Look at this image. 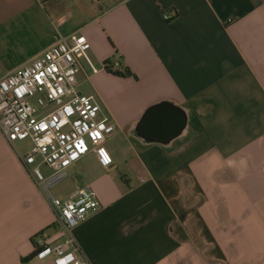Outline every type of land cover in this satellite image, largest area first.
I'll use <instances>...</instances> for the list:
<instances>
[{
    "label": "crops",
    "instance_id": "1",
    "mask_svg": "<svg viewBox=\"0 0 264 264\" xmlns=\"http://www.w3.org/2000/svg\"><path fill=\"white\" fill-rule=\"evenodd\" d=\"M51 9L57 22L35 45L24 35L21 62L0 77L73 32L95 63L116 59L133 74L88 76L116 124L112 166L90 153L67 171L71 195L91 187L101 203L74 230L89 263L264 264V0H58ZM161 101L187 118L170 144L133 128ZM24 156L0 131V264H53L34 240L60 241L57 213Z\"/></svg>",
    "mask_w": 264,
    "mask_h": 264
},
{
    "label": "built area",
    "instance_id": "2",
    "mask_svg": "<svg viewBox=\"0 0 264 264\" xmlns=\"http://www.w3.org/2000/svg\"><path fill=\"white\" fill-rule=\"evenodd\" d=\"M171 17L164 13V19ZM91 44L80 32L59 34L53 44L36 55L26 66L0 78V131L7 141L31 140L32 149L22 157L34 183L44 189L57 213L60 241L49 245L43 232L34 240L39 256H51L53 264H90L74 236V230L101 209L91 187L78 188L70 197H54L49 188L67 177L68 169L93 153L102 167L114 163L107 142L116 124L103 113L92 95L77 92V74L82 57L93 74L121 72L119 60L95 67L88 53ZM54 170L44 178L36 157ZM144 182V179H141Z\"/></svg>",
    "mask_w": 264,
    "mask_h": 264
},
{
    "label": "rangeland",
    "instance_id": "3",
    "mask_svg": "<svg viewBox=\"0 0 264 264\" xmlns=\"http://www.w3.org/2000/svg\"><path fill=\"white\" fill-rule=\"evenodd\" d=\"M57 1L58 0H0V76L6 71L7 67L10 68L21 62L25 51L24 48H22L25 45L24 35L27 34L31 39L30 45H35L36 42L34 37L39 30L44 29L49 31L51 25L57 22L54 12L51 9L52 3L55 4ZM60 8L59 6V10H61ZM66 17L65 21L68 18ZM9 45L12 47L8 53L7 49ZM88 55L95 67L100 69L102 65L95 63L89 53ZM80 61L81 71L77 74L76 90L81 94L93 95L104 113L106 107L95 90L94 81H91L88 77L92 74L91 69L82 57ZM105 72L113 76L123 77L120 73L116 74L118 71ZM15 147L20 153L26 155L32 149L33 144L31 140L28 139L15 142ZM127 165L128 164L123 163L119 167L120 174H125L129 169ZM35 166L40 167L46 179H49L54 174L52 168L42 163V158L40 156L36 157V163L32 168ZM132 182L134 184V180H132ZM72 191V184L67 178L49 188V192L59 199L68 198Z\"/></svg>",
    "mask_w": 264,
    "mask_h": 264
},
{
    "label": "water",
    "instance_id": "4",
    "mask_svg": "<svg viewBox=\"0 0 264 264\" xmlns=\"http://www.w3.org/2000/svg\"><path fill=\"white\" fill-rule=\"evenodd\" d=\"M139 126L148 136H158L163 140L162 143L170 144L186 129L187 118L183 117L180 107L161 101L134 125V130H137Z\"/></svg>",
    "mask_w": 264,
    "mask_h": 264
},
{
    "label": "flooded vegetation",
    "instance_id": "5",
    "mask_svg": "<svg viewBox=\"0 0 264 264\" xmlns=\"http://www.w3.org/2000/svg\"><path fill=\"white\" fill-rule=\"evenodd\" d=\"M137 131H138L139 136H141L142 138H144L146 140H149L146 131L141 126L138 127Z\"/></svg>",
    "mask_w": 264,
    "mask_h": 264
},
{
    "label": "trees",
    "instance_id": "6",
    "mask_svg": "<svg viewBox=\"0 0 264 264\" xmlns=\"http://www.w3.org/2000/svg\"><path fill=\"white\" fill-rule=\"evenodd\" d=\"M106 62H109V60L108 61H106ZM105 63V62H104ZM118 73H120L123 77H127V76H132L133 74L131 73V71L129 70V69H122V71L121 72H116V74H118ZM43 233V232H42Z\"/></svg>",
    "mask_w": 264,
    "mask_h": 264
}]
</instances>
